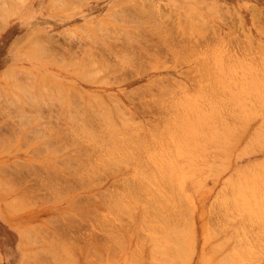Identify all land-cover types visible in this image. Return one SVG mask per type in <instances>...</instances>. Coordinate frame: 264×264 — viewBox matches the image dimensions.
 <instances>
[{
  "label": "rangeland",
  "instance_id": "1",
  "mask_svg": "<svg viewBox=\"0 0 264 264\" xmlns=\"http://www.w3.org/2000/svg\"><path fill=\"white\" fill-rule=\"evenodd\" d=\"M136 1L0 0V264H264V0Z\"/></svg>",
  "mask_w": 264,
  "mask_h": 264
},
{
  "label": "bare ground",
  "instance_id": "2",
  "mask_svg": "<svg viewBox=\"0 0 264 264\" xmlns=\"http://www.w3.org/2000/svg\"><path fill=\"white\" fill-rule=\"evenodd\" d=\"M136 2H137L138 5H140V7H141V6H143V7H144V6H147V8H148L149 5H151V6H154V5H155V6H154V8H155L156 6H158V5H156L154 2H152L151 0H137ZM14 4H15V3H14ZM130 5H131V3H130ZM15 6H16V5H15ZM130 8H131V7H130ZM130 8H129V9H130ZM147 8L145 7L144 9H146V12L148 11L147 13H150L151 9H148V10H147ZM154 8H153V9H154ZM157 8H158V7H157ZM11 9H12V10H11V13H10L11 15H12L15 11L17 12V8L15 9V7H13V8H11ZM135 9H136V7H135ZM153 9H152V10H153ZM159 9H160V8H159ZM130 10H131V9H130ZM130 10H129V11H130ZM137 10H138V14H139L140 12L142 13V10H141V9H136V11H137ZM149 10H150V11H149ZM131 11H132V10H131ZM161 11H162V10H161ZM124 12L127 13L126 11H124ZM254 12H255V11H254ZM6 13H7V12H6ZM141 13H140V14H141ZM132 14H133V13H132ZM150 14H152V13H150ZM150 14H149V15L147 14L146 16H149L148 18H150ZM108 15H109V13H108ZM7 16H8V14H7ZM112 16H113V15H112ZM128 16L130 17V15H128ZM140 16H141V15H140ZM140 16H138V17H140ZM142 16H143V15H142ZM146 16H145V18H147ZM152 16H153V15H151V17H152ZM131 17H132V16H131ZM135 17H136V15H135ZM140 18H142V17H140ZM143 18H144V17H143ZM148 18H147V19H148ZM135 19H136V18H135ZM150 19H151V21H153L152 18H150ZM150 19H149V20H150ZM154 19H155V15H154ZM130 20L132 21V19H130ZM139 20H140V19H139ZM145 20H146V19H145ZM149 20H146V21L148 22ZM155 20H156V19H155ZM134 21H135V20H134V15H133V22H134ZM143 21H144V20H143ZM146 21H145V22H146ZM147 22H146V23H147ZM154 22H155V21H153V23H154ZM149 23H150V22H149ZM151 23H152V22H151ZM200 27H201V26H200ZM202 27H203V26H202ZM160 32H161V30H160ZM137 33H138V32H137ZM137 33H136V34H137ZM142 33H144V32H142ZM138 35H139L140 37L144 36V35L141 36L140 33H138ZM138 35H137V37H138ZM146 36H147V35H146ZM38 37H39V36H38ZM37 39H38V38H37ZM155 42H156V41H155ZM168 42H169V41H168ZM35 43H36V41H35ZM129 43H130V42H129ZM249 43H250V42H249ZM33 44H34V43H33ZM133 44H135V43L131 42V45H133ZM30 45H31V44H30ZM122 45H124V44H122ZM122 45H121V46H122ZM158 45H159V44H158ZM161 45H162V44H161ZM27 46H28V45H27ZM135 46H136V45H134V47H135ZM163 46H167V44H163ZM169 46H170V45H169ZM249 46H250V45H249ZM25 47H26V44H25ZM161 47H162V46H161ZM50 48H51V47H50ZM122 48H123L124 50H126V49H125V45H124L123 47H121V49H122ZM21 49H22V48H21ZM119 49H120V48H119ZM119 49H118V50H119ZM121 49H120V50H121ZM128 49L130 50V48H128ZM163 49H165V48H163ZM263 49H264V48H263ZM22 50H24V49H22ZM26 50H27V48H26ZM51 50H52V49H51ZM51 50H49V51H51ZM63 50H64V49H63ZM68 50H69V49L67 48V52H68ZM89 50H90V48H89ZM18 51H19V50H18ZM166 51H167V50H166ZM204 51H205V50H204ZM32 52H33V51H32ZM118 52H119V51H118ZM120 52H121V51H120ZM120 52H119V54H120ZM127 52H128V50H127L125 53H127ZM146 52H147V51H146ZM146 52H143V54L146 53ZM164 52H165V51H164ZM175 52H177V51H175ZM205 52H206V51H205ZM49 53H50V52H49ZM122 53H124V52L122 51ZM128 53H129V52H128ZM128 53L125 54V55H128ZM135 53H136V52H135ZM141 53H142V52H141ZM177 53H178V52H177ZM177 53H175V54H177ZM46 54H47V53H46ZM51 54H53V52H52ZM146 54H147V53H146ZM89 55H90V54H88V57H90ZM122 55H123V54H122ZM136 55H137V53H136ZM196 55H197V54H196ZM202 55H205V54H202ZM47 56H48V55H47ZM68 56H69V55H68ZM118 56H119V55H118ZM142 56H143V55H142ZM193 56H194V54H193ZM48 57L50 58V54H49ZM57 57H59V58L61 57V58L63 59L62 55L57 56ZM88 57H87V58H88ZM93 57H95V56H93ZM93 57H92L91 59H93ZM119 57H121V56H119ZM124 57H126V56H124ZM124 57H123V58H124ZM132 57H133V56H132V54H131V58H132ZM134 57H135V56H134ZM138 57H139V56H138ZM64 58H65V56H64ZM126 58H129V57H126ZM126 58H125V61L127 60ZM89 59H90V58H89ZM91 59H90V61H92ZM133 59H134V58H133ZM122 60H124V59H122ZM134 60H135V59H134ZM57 61H59L58 58H57L56 62H57ZM86 61H88V59H87ZM128 61H129V59H128ZM128 61H127V62H128ZM59 62H60V61H59ZM88 62H89V61H88ZM129 62H130V61H129ZM57 63H58V62H57ZM84 63L87 64V62H84ZM84 63L82 64V66L84 65ZM132 63H133V62H132ZM260 63H261V62H260ZM86 64H85V65H86ZM126 64H127V63H126ZM258 64H259V63H258ZM89 65H90V64H89ZM252 65H253V64H252ZM254 65L256 66L255 63H254ZM122 66H123V65H122ZM126 66H127V65H126ZM259 66H260V65H259ZM208 68H209V67H208ZM206 69H207V68H206ZM211 69H212V68H211ZM211 69H210V70H211ZM213 70H214V69H213ZM213 70H212V71H213ZM208 72H210V71H208ZM5 73L7 74V72H4V73H3V74H4V77H6V76H5ZM8 73H9V72H8ZM86 73H88V72H86ZM216 73H217V72H216ZM250 73H252V72H250ZM210 74H211V73H210ZM220 74H221V73H220ZM215 75H216V74H215ZM211 76H212V75H211ZM213 76H214V75H213ZM218 76H219V75H218ZM219 77H220V76H219ZM208 78H209V77H208ZM211 78H212V77H211ZM212 79H213V78H212ZM213 80H216V79H213ZM210 82H211V81H210ZM218 82H219V81H218ZM210 84H211V83H210ZM218 84H219V83H218ZM214 85H215V84H214ZM216 85H217V84H216ZM206 86H207V85H206ZM206 86H205V87H206ZM207 87H208L209 89H210V87L212 88V84H211V86H207ZM215 87H216V86H215ZM218 87L220 88V86H218ZM206 89H207V88H206ZM206 89H204V90H206ZM220 89H221V88H220ZM201 90H203V89H201ZM207 90H208V89H207ZM217 91H218V90H217ZM223 91H224V90H223ZM205 92H206V91H205ZM210 92H211V91H210ZM210 92H209L208 94H211ZM220 92H221V91H220ZM217 93H219V92H217ZM71 94H74V93H71ZM71 94H70V95H71ZM206 94H207V93H206ZM213 94H214V93H213ZM219 94H220V93H219ZM219 94H218L217 96H219ZM233 94H234V93H233ZM59 96H60V95H59ZM79 96H80V95H79ZM161 96H162V95H161ZM178 96H180V95H178ZM75 97H76V96H75ZM75 97H73V98L75 99ZM70 98H71V96H70ZM73 98H72V99H73ZM77 98H78V96H77ZM77 98H76V99H77ZM178 98H179V97H178ZM208 98H209V97H208ZM216 98L218 99V97H216ZM216 98H215V99H216ZM81 99H82V98L80 97V100H81ZM215 99L213 98V100H215ZM111 100H112V99H111ZM175 101H177V100H175ZM183 101H184V100H183ZM209 101H210V100H209ZM180 102H182V100H181ZM185 102H186V101H185ZM215 102H216V100H215ZM69 103H70V102H69ZM216 103H217V102H216ZM184 104H186V103H184ZM190 104H192V103H190ZM213 104H214V103H213ZM177 105H178V103H177ZM181 105H182V103H181ZM205 105H206V104H205ZM214 105H215V104H214ZM216 105H218V104H216ZM79 106H80V105H79ZM182 106H183V105H182ZM82 107H83V106H82ZM82 107H78V108L80 109V111H82V110H81ZM90 107H91V106H90ZM103 107H104V106H103ZM173 107H174V106H173ZM188 107H189V106H188ZM78 108H77V109H78ZM174 108H175V107H174ZM181 108H182V107H181ZM195 108H196V107H195ZM204 108H205V107H204ZM206 108H207V107H206ZM79 109H78V110H79ZM90 109H91V108H90ZM103 109H104V108H103ZM171 109H172V108H171ZM171 109H170V111H171ZM197 109H198V108H197ZM207 109H208V108H207ZM92 110H93V109H92ZM109 110H110V107H109ZM198 110H199V109H198ZM24 111H25V110H24ZM73 111H74V110H73ZM189 111H190V110H189ZM194 111H196V110H194ZM242 111H243V110H242ZM92 112H93V111H92ZM109 112H110V111H109ZM167 112H168V111H167ZM185 112H186V111H185ZM187 112H188V111H187ZM210 112H212V111H210ZM20 113H22V112H20ZM80 113L82 114V112H80ZM103 113H104V112H103ZM114 113H115V112H114ZM119 113H120V112H119ZM123 113H124V112H123ZM173 113H174V112H173ZM173 113H172V114H173ZM76 114H77V113H76ZM170 114H171V113H170ZM182 114H183V112H182ZM194 114H195V113H194ZM194 114H193V115H194ZM199 114H200V113H199ZM199 114H198V115H199ZM246 114H247V113H246ZM19 115H20V114H19ZM21 115H24V116H25L26 113H25V114L22 113ZM21 115H20V116H21ZM92 115H93V114H92ZM166 115H167V114H165V117H166ZM176 115H177V114H176ZM95 116H96V115H95ZM95 116H94V117H95ZM206 116H207V115H206ZM213 116H214V115H213ZM210 117H211V116H210ZM214 117H215V116H214ZM243 117H244V116H243ZM97 118H98V117H97ZM167 118H168V117H167ZM194 118H195V117H194ZM80 119H82V118H80ZM209 119H210V118H209ZM164 120H166V119H164ZM164 120H163V121H164ZM179 120H180V119H179ZM191 120H193V119H191ZM210 120H211V119H210ZM212 120H213V119H212ZM216 120H217V119H216ZM240 120H241V119H240ZM80 121H81V120H80ZM80 121H79V122H80ZM126 121H127V120H126ZM184 121H185V120H184ZM237 121H238V120H237ZM7 122H8V121H7ZM164 122H166V121H164ZM245 122H246V120H245ZM19 123H20V122H19ZM107 123H108V122H107ZM107 123H106V125H107ZM184 123L186 124V122H184ZM238 123H239V122H238ZM242 123H243V122H242ZM78 124H79V123H78ZM239 124H240V123H239ZM8 125H9V124H8ZM18 125H19V124H18ZM75 125H76V124H75ZM96 125H97V124H96ZM103 125H104V124H103ZM103 125H102V126H103ZM172 125H173V124H172ZM194 125H195V124H194ZM5 126H7V125H5ZM10 126H11V125H10ZM140 126H141V125H140ZM179 126H180V125H179ZM8 127H9V126H8ZM120 127H121V126H120ZM122 127H123V126H122ZM124 127H125V126H124ZM135 127H136V126H135ZM176 127H177V125H176ZM1 128H2V127H1ZM15 128H16V127H15ZM75 128H76V127H75ZM78 128H79V127H78ZM99 128H100V127H99ZM126 128H127V127H126ZM126 128H125V129H126ZM169 128H170V127H169ZM171 128H172V127H171ZM241 128H242V127H241ZM244 128H245V127H244ZM8 129H9V128H8ZM104 129H105V128H104ZM175 129H176V128H175ZM236 129H237V128H236ZM247 129H248V128H247ZM81 130H83V129H81ZM85 130H86V129H85ZM94 130H95V129H94ZM96 130H97V129H96ZM100 130H101V129H100ZM158 130H159V129H158ZM160 130H161V129H160ZM167 130H168V129H167ZM179 130H181V129H179ZM185 130H186V129H185ZM209 130H210V129H209ZM9 131H10V129H9ZM87 131H88V130H87ZM126 131H129V130L126 129ZM163 131H164V130H163ZM174 131H175V130H174ZM84 132H85V131H84ZM100 132H103V131L101 130ZM111 132H112V131H111ZM123 132H125V131H123ZM159 132H160V131H159ZM171 132H172V131H171ZM176 132H177V131H176ZM204 132H205V131H204ZM208 132H209V131H208ZM246 132H247V131H246ZM12 133H13V131L11 130V133H9V134H12ZM114 133H115V132H114ZM129 133H131V132L129 131ZM129 133H128V134H129ZM132 133H133V132H132ZM169 133H170V131H169ZM173 133H174V132H173ZM86 134H87V132H86ZM97 134H98V133H97ZM104 134H105V133H104ZM115 134H116V133H115ZM136 134L138 135V133H136ZM152 134H153V133H152ZM159 134H160V133H159ZM163 134H164V133H163ZM167 134H168V133H167ZM170 134H171V133H170ZM177 134L179 135V133H177ZM189 134H191V133H188V135H189ZM192 134H194V133H192ZM192 134H191V135H192ZM199 134H200V133H199ZM206 134H207V133H206ZM88 135H89V134H88ZM95 135H96V134H95ZM95 135H94V136H95ZM107 135H108V134H107ZM132 135H134V133H133ZM132 135H130V137H131ZM144 135H145V134H144ZM153 135H155V134H153ZM161 135H162V134H161ZM74 136H75V135H74ZM92 136H93V134H92ZM92 136H91V138H92ZM108 136H109V135H108ZM126 136H127V135H126ZM128 136H129V135H128ZM128 136H127V138H128ZM138 136H139V135H138ZM140 136H141V135H140ZM162 136H165V135H162ZM168 136H169V134H168ZM176 136H177V135H176ZM100 137H101V136H100ZM111 137H112V136H111ZM133 137H134V136H133ZM133 137H132V138H133ZM136 137H137V136H136ZM151 137H152V136H151ZM153 137H154V141L158 139V138L155 139L156 136H153ZM173 137H175V136L173 135ZM212 137H213V136H212ZM115 138H116V137H115ZM143 138H144V137H143ZM160 138H162V137H160ZM175 138H176V137H175ZM181 138H182V137H181ZM187 138H188V137H187ZM187 138H186V139H187ZM207 138H208V137H207ZM207 138H206V139H207ZM89 139H90V138H89ZM92 139H93V138H92ZM108 139H109V138H108ZM112 139H113V138H112ZM116 139H118V141H120V140H119V137L116 138ZM130 139H131V138H130ZM173 139H174V138H173ZM179 139H180V138H179ZM190 139H191V138H190ZM98 140H99V139H98ZM110 140H111V139H110ZM113 140H114V139H113ZM137 140H138V139H137ZM139 140H141V139H139ZM181 140H182V139H181ZM188 140H189V139H188ZM194 140H195V139H194ZM209 140H210V139H209ZM3 141H4V140H3ZM3 141H2V142H3ZM91 141H92V140H91ZM100 141H102V139H101ZM115 141H116V140H115ZM118 141H117V142H118ZM131 141H132V140H131ZM131 141H129V143H131ZM134 141H135V139H133V142H134ZM185 141H186V140H185ZM185 141H184V143H185ZM196 141H197V139H196L195 141H193V142H196ZM200 141H201V140H200ZM202 141H203V140H202ZM0 142H1V139H0ZM135 142H136V141H135ZM157 142H158V141H157ZM164 142H165V141H164ZM180 142H181V141H180ZM99 143H100V142H99ZM111 143H112V142H111ZM118 143H119V142H118ZM121 143H122V141H121ZM121 143H120V144H121ZM139 143H141V142L139 141ZM143 143H145V142H143ZM146 143H147V142H146ZM149 143H150V142H149ZM153 143H154V144H153V146H154L156 142H153ZM0 144H1V143H0ZM104 144H105V143H104ZM106 144H107V143H106ZM108 144H110V143H109V140H108ZM108 144H107V145H108ZM114 144H115V143H113V146H114ZM133 144H134V143H133ZM137 144H138V143H137ZM147 144H148V143H147ZM160 144H161V143H160ZM164 144H165V143H164ZM180 144H181V143H180ZM193 144H195V143H193ZM196 144H197V143H196ZM107 145H104V146H107ZM121 145H122V144H121ZM121 145H118V146L120 147ZM125 145H126V144H125ZM128 145H129V144H128ZM134 145H135V144H134ZM145 145H146V144H145ZM150 145H151V144H150ZM158 145H159V144H158ZM182 145H183V144H182ZM182 145H181V146H182ZM188 145H189V144H188ZM188 145H187V147H189ZM210 145H211V144H210ZM98 146H99V145H98ZM146 146H147V145H146ZM166 146H168V145H165V148H167ZM178 146H179V145H178ZM92 147H93V146H92ZM102 147H103V146H102ZM110 147H111V146H110ZM114 147H115V146H114ZM114 147H113V148H114ZM154 147H155V146H154ZM158 147H159V146H158ZM168 147H169V146H168ZM170 147H172V146H170ZM191 147H192V146H191ZM191 147H190V148H191ZM201 147H202V145H201ZM104 148H105V147H104ZM115 148H116V147H115ZM120 148H122V146H121ZM123 148L126 149L127 147H123ZM123 148H122V149H123ZM142 148H143V147H142ZM149 148H150V147H149ZM149 148H148V149H149ZM181 148H184V147H181ZM192 148H193V150H194V147H192ZM3 149H4V148H3ZM36 149H37V148H36ZM91 149H92V148H91ZM105 149H106V148H105ZM105 149H104V150H105ZM122 149H121V150H122ZM144 149H145V146H144ZM144 149H142V152H143ZM150 149H151V148H150ZM150 149H149V150H150ZM152 149H153V147H152ZM159 149H161V148H159ZM198 149H199V148H198ZM198 149H197V150H198ZM200 149H201V148H200ZM93 150L95 151L94 148H93ZM93 150H92V151H93ZM99 150H100V151H99L98 153H100V152L102 151V149H99ZM104 150H103V151H104ZM108 150H109V148H108ZM112 150H115V149H112ZM118 150H119V148L116 149V151H118ZM121 150H119V151H121ZM130 150H131V149H130ZM132 150H133V149H132ZM132 150H131V152H132ZM140 150H141V147H140ZM165 150H167V149H165ZM165 150H164V151H165ZM171 150H172V149H170V152H171ZM181 150H182V149H181ZM195 150H196V149H195ZM150 151H151V150H150ZM150 151H149V152H150ZM158 151H159V150H158ZM172 151H173V150H172ZM191 151H192V149H191ZM39 152H40V150H39ZM131 152H128V153H130V155H131ZM138 152H140V151H138ZM144 152H146V151L144 150ZM170 152L167 151V153H170ZM186 152L188 153V151H186ZM186 152H185V153H186ZM192 152H193V151H192ZM95 153H96V151H95ZM98 153H96V154H98ZM103 153H105V152H103ZM106 153H107V151H106ZM106 153H105V154H106ZM114 153H115V152H114ZM121 153H122V152H121ZM121 153H120V154H121ZM132 153H135V152H132ZM163 153H164V152H163ZM172 153H173V152H172ZM189 153H190V152H189ZM195 153H196V152H195ZM111 154H113V153H111ZM115 154H117V153H115ZM120 154H118V155H120ZM136 154H137V151H136ZM147 154H148V153H146V155H147ZM164 154H165V153H164ZM193 154H194V153H193ZM92 155H95V154H92ZM100 155H102V154H100ZM109 155H110V154H108V156H109ZM121 155H123V154H121ZM134 155H135V154H134ZM143 155H144V153H143ZM162 155H163V154H162ZM165 155H167V154H165ZM165 155H163V157H164ZM168 155H170V154H168ZM172 155H174V154H172ZM172 155H171V156H172ZM179 155H180V154H179ZM185 155H186V154H185ZM188 155H189V154H188ZM196 155H197V153H196ZM98 156H99V155H97V158H96L97 161H99V160H98V159H99ZM132 156H133V155H132ZM156 156H157V155H156ZM156 156H155V157H156ZM158 156H159V155H158ZM171 156H169V157H170V160L173 161V158L171 159ZM186 156H187V155H186ZM194 156H195V154H194ZM99 157H100V156H99ZM101 157H102V158H100V160H104V159H103V156H101ZM127 157H128V156H127ZM133 157H134V156H133ZM142 157H143V156H142ZM163 157H162V158H163ZM165 157H166V156H165ZM106 158H107V157H106ZM106 158H105V159H106ZM111 158H112V157H111ZM128 158H131V156L128 157ZM139 158H141V157H139ZM189 158H190V156H189ZM96 159H95V160H96ZM108 159H109V158H108ZM112 159H113V158H112ZM141 159H142V158H141ZM157 159H158V158H157ZM160 159H161V158H160ZM167 159H168V158H167ZM167 159H166V160H167ZM190 159H191V158H190ZM134 160H135V159H134ZM192 160H193V159H192ZM109 161H110V160H109ZM112 161H113V160H112ZM121 161H123V160H121ZM121 161H119V162H121ZM147 161H148V160H147ZM147 161H146V163H147ZM158 161H159V160H158ZM102 162H103V161H102ZM105 162H106V161H105ZM134 162H137V163H138L139 161H134ZM140 162H141V160H140ZM159 162H160V161H159ZM159 162H158V163H159ZM95 163H96V162H95ZM106 163H107V162H106ZM141 163H142V162H141ZM143 163H145V162H143ZM161 163H163V161H162ZM172 163H174V162H172ZM258 163H259V162H258ZM5 164H7V163H5ZM18 164H20L21 167H25V166L27 167V166H28V164L26 165V163H25V166L21 165V163H19V162H18ZM104 164H105V163H104ZM148 164H150V162H148ZM164 164H165V162H164ZM179 164H180V163H179ZM179 164H178V165H179ZM31 165H33V167H36V165L34 166V164H31ZM90 165H93V164H90ZM96 165H99V164L96 163ZM108 165H109V164H108ZM139 165H141V167H142V166H146V165H142V164H140V163H139ZM150 165H151V164H150ZM180 165H181V164H180ZM260 165H261V164H260ZM8 166H10V163H9ZM20 166H19V167H20ZM88 166H89V165H88ZM111 166H112V165H111ZM147 166H148V165H147ZM164 166H165V165H164ZM164 166H163V167H164ZM173 166H175V165H173ZM182 166H183V165H182ZM11 167H13L14 170L16 169V168H15L16 166H13V165H12ZM21 167H20V168H21ZM89 167L91 168V166H89ZM94 167H95V166H94ZM103 167H104V166H103ZM115 167H118V166H115ZM163 167H162V168H163ZM184 167H185V166H184ZM258 167H259V166H258ZM262 167H263V165H262ZM262 167H261V168H262ZM4 168H5V167H4ZM9 168H10V167H9ZM20 168H19V169H20ZM28 168H29V167H27V169H28ZM30 168H31V167H30ZM30 168H29V170H30ZM45 168H46V167H45ZM100 168H102V166L99 167V170H100ZM104 168H105V167H104ZM106 168H107V167H106ZM108 168H109V167H108ZM147 168H148V167H147ZM147 168H146V169H147ZM153 168H154V167H153ZM158 168H159V167H157L156 169H158ZM160 168H161V167H160ZM160 168H159V169H160ZM178 168H179V167H178ZM259 168H260V167H259ZM0 169H1V165H0ZM2 169H3V168H2ZM19 169H18V170H19ZM75 169H76V168H75ZM92 169H93V166H92V168H91L90 170H92ZM148 169H150V168H148ZM167 169H168V168H167ZM185 169H186V168H185ZM185 169H184V170H185ZM3 170H5V169H3ZM6 170H8V169H6ZM6 170H5V171H6ZM16 170H17V169H16ZM43 170H44V169H43ZM46 170H47V168L45 169V172H46ZM66 170H67V169H66ZM68 170H69V169H68ZM68 170H67V171H68ZM95 170H96V169H95ZM97 170H98V169H97ZM140 170H141V169H140ZM151 170H152V169H151ZM151 170H150V171H151ZM154 170H155V169H154ZM165 170H166V168H165ZM179 170H180V168H179ZM182 170H183V168L181 169V171H182ZM40 171H41V170H40ZM47 171H48V170H47ZM50 171H51V170H49L48 173H50ZM141 171H142V170H141ZM160 171H161V170H160ZM13 172H15V171H13V169H12V174H13ZM38 172H39V171H38ZM68 172H69V171H68ZM163 172H164V169H163ZM165 172H166V171H165ZM167 172H168V171H167ZM178 172H179V171H178ZM9 173H11V172H9ZM29 173H30V174H29ZM33 173H37V172L34 171ZM259 173H260V171H259ZM15 174H16V173H14L13 175H15ZM4 175H5V174H4ZM16 175H17V174H16ZM16 175H15V176H11V177H12V178H14V177L16 178V177H17V178H19V180H20V179H21V180L23 179L22 176L19 175V177H18V176H16ZM32 175H33V174H32ZM32 175H31V172H26V174H25V176H29V177L32 176ZM49 175H50V174H49ZM51 175H52V174H51ZM5 176H6V175H5ZM9 176H10V175H9ZM33 176H34V175H33ZM7 177H8V176H6V178H7ZM11 177H9V178H11ZM20 177H21V178H20ZM15 178H14V179H15ZM7 180H8V178H7ZM17 180H18V179H17ZM17 180H16V181H17ZM21 180H20V181H21ZM255 180H256V179H255ZM1 181H2V179L0 180V182H1ZM33 181H34V180H33ZM259 181H260V180H259ZM2 182L5 183V181H2ZM12 182H13L14 184H16L14 181H12ZM21 182H22V181H21ZM24 182H25V178H24ZM28 182H29V181H28ZM3 183H2L1 185H3ZM7 183L10 184L9 180L7 181ZM22 183H23V182H22ZM259 183H260V182H259ZM263 184H264V183H263ZM263 184H262V186H263ZM11 185H12V186H11ZM22 185H23V184H22ZM260 185H261V184H260ZM6 186H9V185H6ZM10 186L12 187V189H14V188H15L14 186H16V185L13 186V184H10ZM10 186H9V187H10ZM18 186H19V185H18ZM25 186H26V185H25ZM29 186H30V185H29ZM9 187H8V188H9ZM17 189H18V188H17ZM17 189H15V190H17ZM24 189H25V188H24ZM24 189H23V190H24ZM28 189H29V188H28ZM28 189L26 188V190H24V191H25V192H26V191H27V192H28V191L30 192V189H29V190H28ZM260 189H261V187H260ZM253 190H254V189H253ZM255 190H256V189H255ZM24 191H23V192H24ZM27 192H26V193H27ZM259 193H260V191H259ZM261 193H262V192H261ZM255 194H256V193H255ZM262 194H263V193H262ZM262 194H261V195H262ZM258 195H259V194H258ZM261 195H260V197H262ZM20 196H21L22 198H24L26 195H25V194H22V195H20ZM254 196H256V195H254ZM257 197H259V196H257ZM261 201H262V200H261ZM4 205H5L4 207L8 208L9 213H10V210H11V211H12V210L14 211V210H15V207H17V206H14V208H11V207H8L7 204H4ZM6 205H7V206H6ZM12 205H13V204H10L9 206H12ZM261 205H262V204H261ZM0 207H1V206H0ZM4 207H3V208H4ZM33 207H34V206H32V208H33ZM36 207H37V206H36ZM36 207H35V208H36ZM6 208L3 209L4 211L2 210V211L4 212V214H2V217H3L4 220H5V216H7L8 218H10V215H9L8 213H5V212H8V211H5ZM9 208H10V209H9ZM39 208H40V207H39ZM260 208H261V207H260ZM260 208H259V209H260ZM16 209H17V208H16ZM28 209H29V208H28ZM262 209H263V208H262ZM6 210H7V209H6ZM29 210H32V209H29ZM29 210H28V211H29ZM49 210H50V209H47V208H46V209H44V210H40L39 213H38V212H35V211H33V212L31 211L30 213L28 212V214H26L25 217L28 218L27 220H34V218L39 217V214H40V213L48 212ZM85 213H86V212H85ZM6 214H7V215H6ZM81 214H82V213H81ZM66 217H67V218H66ZM66 217L64 216L65 219H67V220H72V218H71L70 216L68 217V215H67ZM8 223H9V222H8ZM28 226H29V225H27V227H28ZM32 227H33V226H32ZM28 228H31V227L29 226ZM19 229H20V228H19ZM21 229H22V227H21ZM24 230H25V229H24ZM154 230H155V232H156V229H154ZM154 230H152V234H153V233L155 234ZM157 231H158V230H157ZM22 232L24 233V231H22ZM164 233H165L164 236L170 235V234H166V232H164ZM29 234H30V233H28V234H26V235H29ZM154 234H153V236H152L154 239H152V240H154L155 243L157 244V243H158V238H159L158 236H159V234H158V235H154ZM21 235H22V237L24 238V234H21ZM150 236H151V235H150ZM155 236H156V237H155ZM26 237H27V236H26ZM149 238H150V240H151V237H149ZM28 239H29V238H28ZM28 239H26V241H27ZM23 240H25V239H23ZM23 240H22V243L25 242V241H23ZM163 241H165V240H163ZM25 243H26V242H25ZM88 243H89V242H88ZM88 243H87V244H88ZM155 243H152V244L155 245ZM175 244H176V243H175ZM180 245H182V244H180ZM180 245H179V246H180ZM89 246H90V245H89ZM89 246H88V247H89ZM69 247H70V249H71V247H73V246L71 245V246H69ZM180 247H183V246H180ZM180 247H179V248H180ZM95 248H96V247H95ZM177 248H178V245H177ZM89 249H90V248H88L87 250H89ZM180 249H182V248H180ZM72 250H73V249H72ZM93 250H95V249H93ZM73 251H74L73 253H75V251H77V252H82V250H81L80 247H79L78 249H74ZM95 251H96V250H95ZM92 252H94V251H92ZM70 253H72V252H70ZM73 253H72V254H73ZM86 253H87V252H86ZM88 253H89V252H88ZM63 254H64V252H63ZM65 254H66V252H65ZM57 256H58V255H57ZM66 256H68V257L71 258V259H69L68 257H67L68 259H65ZM70 256H71V257H70ZM74 256H75V255H74ZM59 257H60V256H59ZM83 257H84V256H83ZM76 258H77L76 256L73 257V255H70V254L68 253V255H67V254L64 255V258L61 259V262H62V264H73V263L75 264V262H76ZM230 258H231V257H230ZM78 259H79V258H78ZM83 259H84V258H83ZM53 260H54V259H53ZM231 260H232V258H231L230 260L227 259V262L225 261V263L227 264L228 262H231V264H232L234 261L232 262ZM46 261H47V260H46ZM50 261L52 262V260H50ZM59 261H60V260L58 259V260H55V261H53V262L56 263V262H59ZM88 261H89V260H88ZM47 262H49V261H47ZM164 263H165V262H164ZM225 263H224V264H225ZM46 264H47V263H46ZM56 264H57V263H56ZM76 264H77V263H76ZM228 264H230V263H228Z\"/></svg>",
  "mask_w": 264,
  "mask_h": 264
},
{
  "label": "crops",
  "instance_id": "3",
  "mask_svg": "<svg viewBox=\"0 0 264 264\" xmlns=\"http://www.w3.org/2000/svg\"><path fill=\"white\" fill-rule=\"evenodd\" d=\"M11 64V63H10Z\"/></svg>",
  "mask_w": 264,
  "mask_h": 264
}]
</instances>
